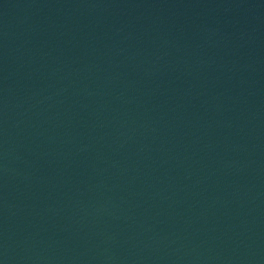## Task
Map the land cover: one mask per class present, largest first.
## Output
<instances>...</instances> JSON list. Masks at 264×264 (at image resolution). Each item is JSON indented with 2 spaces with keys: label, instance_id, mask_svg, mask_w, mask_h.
Listing matches in <instances>:
<instances>
[{
  "label": "water",
  "instance_id": "1",
  "mask_svg": "<svg viewBox=\"0 0 264 264\" xmlns=\"http://www.w3.org/2000/svg\"><path fill=\"white\" fill-rule=\"evenodd\" d=\"M0 264H264V0H0Z\"/></svg>",
  "mask_w": 264,
  "mask_h": 264
}]
</instances>
